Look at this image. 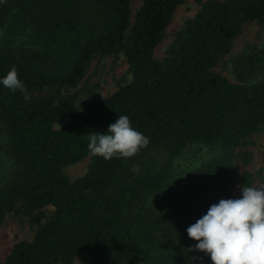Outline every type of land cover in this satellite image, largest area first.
<instances>
[{
  "label": "trees",
  "instance_id": "obj_1",
  "mask_svg": "<svg viewBox=\"0 0 264 264\" xmlns=\"http://www.w3.org/2000/svg\"><path fill=\"white\" fill-rule=\"evenodd\" d=\"M0 0V77L15 68L30 100L0 85V123L9 136L10 180L0 188V226L16 213L38 226L32 240L17 242L0 264H150L147 243L155 233L135 203L164 186L174 160L195 143L217 147L218 158L190 176L188 202L178 209L174 236L153 264H212L194 250L187 228L237 182L238 149L264 131V77L237 83L215 71L246 24L264 26V0H195L200 8L168 46L155 55L179 6L187 0ZM27 33L29 44L12 37ZM124 52L131 80L101 97L76 88L92 61ZM255 59L256 58H252ZM253 61L256 63V61ZM150 143L131 158L104 159L88 149L93 133L106 132L119 115ZM163 148L167 163L133 180L132 167L146 151ZM90 158L85 175L72 181L64 168ZM53 206L49 221L46 208Z\"/></svg>",
  "mask_w": 264,
  "mask_h": 264
},
{
  "label": "rangeland",
  "instance_id": "obj_2",
  "mask_svg": "<svg viewBox=\"0 0 264 264\" xmlns=\"http://www.w3.org/2000/svg\"><path fill=\"white\" fill-rule=\"evenodd\" d=\"M206 1V0H205ZM140 0L132 1L133 14L140 7ZM200 5L195 0H187L177 9L166 35L157 47L155 55L161 59L166 55L168 46L175 38L177 31L185 21L196 15ZM9 23L0 31V43L3 44L10 38L8 34ZM30 37L27 33L12 37L14 45L29 44ZM252 58H256L252 59ZM256 61L254 63L253 61ZM215 71L229 78L233 82L254 84L264 77V26L257 22L248 23L243 32L235 40L229 54L224 56ZM131 80L130 66L124 52L120 51L109 56L96 57L90 66L84 80L76 87L65 92L78 93L81 102L86 96L88 88H94L101 97H106L115 92L121 85ZM9 136L4 124L0 123V188L10 178L13 159L8 144ZM217 147L195 143L188 146L179 155L169 169L168 180L156 192L145 194L135 203L134 211H142L149 226L154 225L155 233L147 243L148 252L153 258L166 250L171 238L174 236V223L178 216L179 207L188 202L190 176L198 168L204 166L220 155ZM168 153L163 148H156L144 152L132 167V179L157 172L166 165ZM90 158L64 168L65 174L72 180L85 175L88 171ZM237 166L239 171H250L255 179L252 186L264 189V131L252 134L247 143L238 149ZM239 182L230 193L231 198H239ZM49 221L55 215V208L48 206L46 209ZM38 226L30 217L16 213L9 214L0 226V261H4L13 246L21 240H32ZM92 257L91 252L80 254L75 264H87Z\"/></svg>",
  "mask_w": 264,
  "mask_h": 264
},
{
  "label": "clouds",
  "instance_id": "obj_3",
  "mask_svg": "<svg viewBox=\"0 0 264 264\" xmlns=\"http://www.w3.org/2000/svg\"><path fill=\"white\" fill-rule=\"evenodd\" d=\"M0 85L13 93L19 90L30 100L15 68L0 77ZM150 143L127 115L120 114L106 132L93 133L88 149L104 159L131 158ZM239 198H221L206 214L187 228L193 248L210 257L212 264H264V189L239 186Z\"/></svg>",
  "mask_w": 264,
  "mask_h": 264
}]
</instances>
